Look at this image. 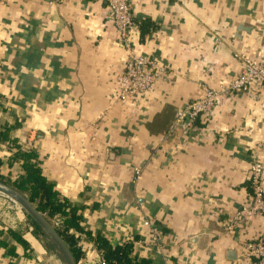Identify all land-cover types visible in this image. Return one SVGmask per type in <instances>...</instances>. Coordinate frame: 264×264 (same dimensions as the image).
I'll return each mask as SVG.
<instances>
[{
  "label": "crops",
  "instance_id": "obj_1",
  "mask_svg": "<svg viewBox=\"0 0 264 264\" xmlns=\"http://www.w3.org/2000/svg\"><path fill=\"white\" fill-rule=\"evenodd\" d=\"M131 6L136 50L159 58L169 74L121 104L125 52L104 1L0 2V133L8 129L0 175H24L17 151L37 154L58 198L82 207V232L70 231L78 264H95L97 236L112 246L149 240L144 220L159 244L130 245L135 262L253 264L245 244L261 236L262 219L231 234L224 225L249 199L253 161L263 165L264 189V93L220 99L194 130L167 133L186 102L237 77L242 57L261 59L264 0ZM6 206L0 197V264H65L22 207Z\"/></svg>",
  "mask_w": 264,
  "mask_h": 264
},
{
  "label": "built area",
  "instance_id": "obj_2",
  "mask_svg": "<svg viewBox=\"0 0 264 264\" xmlns=\"http://www.w3.org/2000/svg\"><path fill=\"white\" fill-rule=\"evenodd\" d=\"M102 1L106 4L112 23L118 31V44L125 52L124 65L117 77L119 84L118 101L121 104H129L140 94L151 90L159 79L169 74V71L159 58L154 55L148 56L141 54L136 50L132 39L136 31V21L131 0ZM262 37L264 40V28L262 30ZM252 88H256L261 93H264V53L258 61L246 56L242 57V68L237 77L231 79L228 84L204 88L203 95L199 99L186 102L181 106L176 112L167 134L177 129L185 131L194 130L197 119L202 115L210 113L220 99L234 94L240 95L248 93ZM135 173L138 175L139 171L136 169ZM262 174V163L257 160L253 161L249 174L251 194L246 205L226 221L224 225L226 233H234L240 224L254 217L261 218L264 225ZM0 197L7 200L6 207L8 209L20 206L16 201L2 193H0ZM48 220L55 229L62 228V217L54 216ZM142 225L149 227L151 238L149 240L142 238L127 239L122 245L146 246L159 244V234L155 226L149 220H144ZM245 249L255 258L253 264H264V227L258 239L246 242ZM95 260V264H107L102 252H99Z\"/></svg>",
  "mask_w": 264,
  "mask_h": 264
},
{
  "label": "trees",
  "instance_id": "obj_3",
  "mask_svg": "<svg viewBox=\"0 0 264 264\" xmlns=\"http://www.w3.org/2000/svg\"><path fill=\"white\" fill-rule=\"evenodd\" d=\"M7 135L8 129H5L0 133V140H6ZM13 159L21 164L24 175L19 176L14 181H10L0 175V181L12 186L20 193L26 194L30 203L48 219L54 216L62 217V228L56 230L68 245L74 259L78 263L82 253L76 245V240L70 234V231L82 232V207L73 206L67 201L58 198V194L54 190L53 185L48 183L43 177L38 167L37 154L35 152L19 150L15 153ZM1 165L2 162L0 160V168ZM9 236L16 242L26 245L16 233L9 232ZM96 244L98 250L103 253L107 264H146L143 261L138 263L131 259L130 252L132 251V247L130 245L112 246L101 236L96 237Z\"/></svg>",
  "mask_w": 264,
  "mask_h": 264
},
{
  "label": "water",
  "instance_id": "obj_4",
  "mask_svg": "<svg viewBox=\"0 0 264 264\" xmlns=\"http://www.w3.org/2000/svg\"><path fill=\"white\" fill-rule=\"evenodd\" d=\"M0 193L16 201L29 214L36 225L52 242L54 247L63 258L65 264H78L74 259L70 248L64 242L57 230L52 226L49 220L41 212H39L32 203H30V201L26 197H24L19 191L3 181H0Z\"/></svg>",
  "mask_w": 264,
  "mask_h": 264
}]
</instances>
